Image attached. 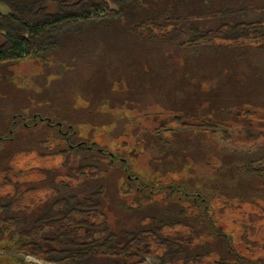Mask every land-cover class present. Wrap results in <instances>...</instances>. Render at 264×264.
<instances>
[{
    "label": "rangeland",
    "instance_id": "374dc122",
    "mask_svg": "<svg viewBox=\"0 0 264 264\" xmlns=\"http://www.w3.org/2000/svg\"><path fill=\"white\" fill-rule=\"evenodd\" d=\"M237 1L218 0L212 4L219 6ZM158 2L153 0V5L149 3L145 7L148 11L154 7L158 13ZM179 2L184 6L175 5ZM163 3L168 8L177 7L176 10L182 13H204L215 7L205 4V0H164ZM260 15L249 12L237 18ZM208 23L205 21L204 25ZM160 55L166 57L167 63L177 61L178 69L160 68L163 71L158 73L152 65H147V59L155 60ZM142 57L145 58V68L138 63ZM200 57L204 59L200 60L201 63L209 58L213 59L212 63L206 68L195 67L194 63ZM224 61L227 65H222ZM189 64L193 66L189 67ZM218 70L219 73H214L215 77L208 72ZM153 73L163 76L161 79L164 82L158 87L147 79L153 78ZM254 73L255 76L259 74L255 85L263 90V94L264 58L259 57L254 43L187 51L178 48L175 43L156 46L145 38L99 28L89 38L70 42L49 64L28 60L3 65L0 69V120L5 116L1 113H10V116L17 113L24 118L39 114L42 118H53L55 121L65 118V123L78 132L73 138L74 143L94 142L97 146L87 154L71 152L65 158L55 155L65 148V144L54 129L38 127L34 133H14L11 141L0 142V181L8 164L13 169L10 173L12 179L19 183L18 190L25 193L24 203L32 211L30 217H36L55 199L53 188L60 187V180L63 179L74 187L73 192H87L103 185L106 191L103 211L108 217V225L116 231H123L121 224H125L124 228L136 225L147 227L151 216L168 222L177 219V196L167 202L163 195H158L146 202L153 180L164 183L178 181L179 175L175 171L184 163L191 162L198 167L200 160L204 159L191 151L186 155L176 154L177 158L156 154L153 149L156 139L187 136L195 143V148L202 149V155L207 156L211 152L212 164L242 163L263 158L261 163L264 165V99L259 96L246 100L245 96V100L241 101L243 94L238 92L239 88L247 85L246 81L253 79ZM168 74L177 75L182 86L173 84ZM232 83H236L235 88ZM222 108L228 111L223 112ZM185 112L201 118L209 116L213 118L212 125L204 128L205 134L200 132L204 129L200 127L199 120L190 121V125L182 127L174 121V117ZM236 112L240 115L236 116ZM174 133L181 134L176 136ZM98 149L114 152L122 159L112 164ZM88 160L98 165L100 176L74 177L71 170ZM122 163L130 167L132 176L138 173L141 179H129ZM147 170L155 171L152 178L148 176L150 179H147ZM192 171L193 168H190L189 172ZM231 175L226 171L222 175L226 179L217 182L222 186L224 196L212 201L215 212L223 225V232L237 234L235 240H244V235L249 234L251 248L257 258L264 261V186L262 188L251 181L248 185L242 182L245 201L240 202L230 187ZM207 183L217 185L211 178ZM68 192L70 190H62L64 194ZM10 193H13L11 185L0 187V196ZM177 230L187 233L188 229L177 226L166 228L165 232ZM202 238L208 240L213 251L210 261L219 258V255L229 254L222 240L208 238L206 234ZM13 244L5 238L0 239V264H68L47 262L20 252ZM237 249L241 250L240 247ZM142 264H157V260L152 255H146Z\"/></svg>",
    "mask_w": 264,
    "mask_h": 264
},
{
    "label": "trees",
    "instance_id": "16d2710c",
    "mask_svg": "<svg viewBox=\"0 0 264 264\" xmlns=\"http://www.w3.org/2000/svg\"><path fill=\"white\" fill-rule=\"evenodd\" d=\"M156 1L160 4V10H158L160 14L154 7L151 11L145 7L149 3L153 5V0L152 2L151 0H0V38L2 40L0 69L9 63L28 60L49 64L58 53L63 52L70 45V42H77L84 37L89 38L97 28L107 29L113 33H129L148 39L156 43V46L175 43L178 48L187 51L215 46L221 49L239 47L254 43L259 57L264 58V0H238L232 3L225 2L219 6L212 4L213 1L218 0H205L207 2L205 4L215 5V7L207 9L204 13L199 12L200 14L194 11L182 13L177 11L175 6L166 7L164 0ZM175 5L184 6L180 2L179 5ZM188 8L185 7V9ZM249 12H257L261 15L248 19L237 18ZM201 19L209 23L204 25ZM243 56L245 57V54ZM142 58L138 63L145 68V58ZM165 59L166 57L161 55L157 56L155 59L157 61L147 59V65H152L158 73L163 71L160 68L178 69L177 61L170 60L167 63ZM200 60L201 57L194 63L195 67L206 68L213 59L209 58L202 63L204 59ZM225 63L222 65H227ZM191 66L193 65L189 67ZM208 72L215 77L214 73H219V70ZM153 75V78L147 79H151L155 86L158 87L164 82L160 74L153 73ZM256 76L254 73L253 79L246 81L247 85L239 88L238 92L243 94H241L243 97V99L240 98L241 101L245 100V96L246 100L259 96L264 99V92L261 94L263 90L255 85L259 74ZM169 77L173 84L182 86V81L177 75L174 77L168 74ZM207 79L209 80L210 77L207 76ZM235 84L232 83L233 88L236 87ZM226 109L222 108V111L227 112ZM234 114L239 116L240 112ZM1 116L4 118H1L0 125L4 123V126H0V142L11 141L14 133L26 134L39 127L47 130L54 129L63 140L65 148L56 152L55 155L66 158L71 152L87 154L97 146L94 142L74 143L73 138L78 132L73 126L65 123V118L55 121L53 118H41L39 114L37 116L40 118H21L17 113L11 116L10 113H1ZM201 117L185 112L175 116L174 121L182 127H187L193 120H199V125L203 129L212 125L213 118ZM200 132L205 134V129ZM180 134L178 133L179 136ZM175 135L178 136L177 133ZM262 135L264 136V132ZM186 137L182 135V137H171L167 140L156 139L154 152L164 157L172 155L177 158L176 154L186 155L191 151L193 155L198 154L204 160H200L198 167L191 162L184 163L175 171L179 175L178 181L164 183L153 180L150 193L146 198L147 202V200L152 201L155 196L163 195L168 202L172 197L177 196L179 202V208L176 210L177 219L168 222L158 216H151L149 217L151 223L147 227L136 225L137 227L124 228L125 224H121L123 231H116L108 225V217L103 211V200L106 197L103 185L87 192H73L74 187L63 179L60 180V187L53 188L56 193L55 199L36 217H30L32 211L28 209L29 205L24 203L25 193L18 190L19 183L12 179L10 173L13 169L7 164L4 169L6 174L0 181V187L11 185L13 193L0 196V239L5 238L13 242V247L20 252L50 263L142 264L145 262L146 255H152L157 260V264H206L207 262L209 264H264V261L257 258L255 250L251 248L249 234L244 235V240L239 238L235 240L234 237L237 234L229 235L223 232V225L215 212V203L212 204L213 200L224 196L221 192L222 186H219L217 182L226 179L222 177L226 171L232 174L230 187L233 188L235 197L240 202L245 201L243 200L244 192L241 190L244 186L242 182H247V185L252 182L263 188L264 165L261 163L263 158L242 163L212 164L211 152L208 153L210 156L202 155L204 154L202 149L195 148V143ZM207 143L211 145V142ZM210 148L207 149L210 150ZM98 150L101 155L109 158L112 164L121 158L114 152ZM122 165L128 172L129 179H141L138 173L139 178L129 173L131 169L126 163ZM190 168L194 170L191 173ZM71 171L74 177L100 176L98 165L95 162L91 163L90 160ZM150 171L147 170V179L152 178L151 175L155 173L154 170ZM210 178L215 180L217 185H209L207 180ZM62 190H70V192L64 194ZM177 226L187 228V233L180 230L173 233L165 232L166 228ZM242 227L244 230V224ZM203 234L214 240H222L229 254L219 255V258L210 261L213 251L208 240L202 238Z\"/></svg>",
    "mask_w": 264,
    "mask_h": 264
},
{
    "label": "flooded vegetation",
    "instance_id": "af4514ba",
    "mask_svg": "<svg viewBox=\"0 0 264 264\" xmlns=\"http://www.w3.org/2000/svg\"><path fill=\"white\" fill-rule=\"evenodd\" d=\"M21 118H24V117H21ZM32 118H40L37 116V114H34ZM42 118V117H41ZM60 125V124H59Z\"/></svg>",
    "mask_w": 264,
    "mask_h": 264
}]
</instances>
